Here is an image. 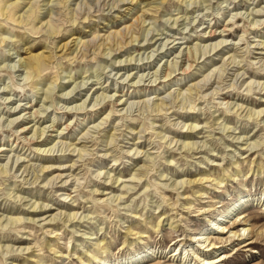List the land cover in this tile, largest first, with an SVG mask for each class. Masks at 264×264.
Wrapping results in <instances>:
<instances>
[{"label":"rangeland","instance_id":"374dc122","mask_svg":"<svg viewBox=\"0 0 264 264\" xmlns=\"http://www.w3.org/2000/svg\"><path fill=\"white\" fill-rule=\"evenodd\" d=\"M2 147L0 264H264V0H0Z\"/></svg>","mask_w":264,"mask_h":264},{"label":"bare ground","instance_id":"6f19581e","mask_svg":"<svg viewBox=\"0 0 264 264\" xmlns=\"http://www.w3.org/2000/svg\"><path fill=\"white\" fill-rule=\"evenodd\" d=\"M31 10V8L27 11V12H29ZM224 30L223 31H227L228 29H227V27H224L223 28ZM207 33V32H206ZM217 35H224V34H222V33H219L218 34V32L216 31V30H210V32H209V34H204V35H202V37L200 36V38H206L207 37V39H210V40H213V39H215V38H217ZM204 42H208V41H204ZM215 42V41H214ZM218 42V44L216 45L215 44V46H213V47H211V49H210V52H211V50L213 51V50H215V49H217L218 48V50L216 51V53L215 54H218V53H221L222 51H223V48H225V47H228V45L229 44H225V45H223V43L225 42V41H223V40H219V41H216V43ZM210 44V43H209ZM213 44V43H212ZM211 44V45H212ZM221 45H223L222 46V48H219V46H221ZM209 50V49H208ZM198 51H204V50H202V48H201V46L200 45H197V46H195V48H192V46L191 47H189V49H188V51H187V53H184V56H185V59L187 60V61H191V62H197V61H199V58H197V54L199 53ZM198 52V53H197ZM204 55H207L208 54V52H204L203 53ZM214 54V55H215ZM210 55H211V53L208 55V57H210ZM187 56V57H186ZM181 58H183V57H181ZM183 61H185V60H183ZM187 64V67H188V65H189V69L188 70H191L192 68V65L193 64H188V63H186ZM172 66V65H171ZM171 66H169V67H171ZM178 66V65H177ZM168 67V68H169ZM172 67H174L175 68V66H172ZM167 68V69H168ZM170 69V68H169ZM186 69V70H187ZM170 70H172V69H170ZM187 70V71H188ZM173 71H175V70H173ZM184 72H186L185 70H183ZM170 71H168L167 70V73H169ZM168 75V74H167ZM170 77L172 76V74H170L169 75ZM168 78V77H167ZM152 83V82H151ZM104 96V95H103ZM107 96V95H106ZM105 97V96H104ZM106 98V97H105ZM109 98V97H108ZM117 104V103H116ZM126 104V102H124L123 101V99H120L119 100V102H118V104H117V106H121V105H125ZM31 106V105H30ZM81 107V106H80ZM161 106H159L158 108L160 109V111H162V109L160 108ZM32 109V108H31ZM125 109V108H124ZM158 109V110H159ZM16 110V109H15ZM17 111V110H16ZM36 112V111H35ZM36 114V113H35ZM21 116V115H20ZM37 116H39L38 114H37ZM31 117H32V115H31ZM17 118V117H16ZM19 118V117H18ZM107 117H105V119H106ZM40 120V119H39ZM28 126V125H27ZM36 126V125H35ZM35 126H33V127H35ZM194 127H196V125L194 126ZM38 128V127H37ZM67 128H69V125H66V127L64 128V129H67ZM46 129V128H45ZM22 131V133H27V132H29V131H34V129H32V128H27V127H23V129H21ZM38 131H40L39 129H38ZM41 131H43V130H41ZM40 131V133L44 136L45 134V131H43V133ZM36 132H37V130H36ZM33 133H35V131L33 132ZM37 133H39V132H37ZM40 134V135H41ZM59 134H62V135H65L62 131L59 133ZM34 135H37V134H33V136ZM42 135H41V137H42ZM28 136V135H27ZM38 136V135H37ZM30 137H32V136H30ZM36 137V136H35ZM35 137H33V138H30L31 139V143H37V144H42V142H46V139H43V140H40V139H35ZM40 140V141H39ZM28 141V140H27ZM47 144V143H46ZM73 145V144H72ZM48 147H46L44 150H42V153H44V152H48L49 153V149L48 150H46ZM0 150H5V148H0ZM6 150H7V148H6ZM38 150V149H37ZM39 150H40V148H39ZM7 172V171H6ZM245 195H243V197H244ZM241 200L240 201H237L236 203H234L232 206H230V207H228L225 211H223V212H221L220 214H219V216H217L216 217V219H215V222H214V224H213V226L211 227L212 229H214V231H217V232H219V233H221V234H223V235H225V234H227V233H231L232 235L229 237L230 238V240L232 239V238H235V239H233L232 241L233 242H235V241H237V240H243L244 239V237H243V235H245V232L246 231H248L249 230V228H247V224H244L245 222H243V224L242 223H235V224H233V228H235V227H237V226H239V225H242L243 227H241L240 229H238V230H228L227 229V226H222V223H221V221L223 220V218L225 219L227 216H229L231 213H234V211L236 212V213H239V209H238V207H239V205L241 204ZM237 210V211H236ZM52 219H55L54 217H52ZM15 221H18V220H15ZM223 222V221H222ZM209 229V228H208ZM204 233H207V232H204ZM249 235V234H248ZM194 238H196V237H194ZM198 238V237H197ZM200 239H202V238H199V240ZM194 240V239H193ZM209 241V237H207L206 238V240L204 241V242H206V241ZM226 240H224V238L222 237V238H220V241L219 242H213V241H210V242H208V245L206 246V247H208V248H210V249H208L207 251H210V250H215V251H217L218 249H221V248H223V247H225V245H223L222 243L223 242H225ZM228 242V241H227ZM232 242V243H233ZM207 243V242H206ZM220 243V245L218 246V244ZM251 243H253V241L252 242H247V243H245V246H249V245H251ZM222 244V245H221ZM144 252H147V250H144V251H141V252H136L134 255H132V256H129V257H123V258H119V259H116L115 261H114V263H118V264H139L140 263V260H143V253ZM149 252V251H148ZM150 252H153V251H150ZM161 256H163V253H164V250L162 249V251H161ZM177 254H179V253H177V251H176V249H174L173 251H171V252H169L167 255H166V257L167 256H169V258H175L176 257V255ZM180 254H181V252H180ZM213 254V253H212ZM224 255H221V254H219L218 256H215V257H209V258H206L205 260H203L204 261V264H219L220 262H222V261H224ZM183 261V260H182ZM105 263L104 264H109V263H111V262H108L107 260H105L104 261Z\"/></svg>","mask_w":264,"mask_h":264},{"label":"clouds","instance_id":"9594fccd","mask_svg":"<svg viewBox=\"0 0 264 264\" xmlns=\"http://www.w3.org/2000/svg\"><path fill=\"white\" fill-rule=\"evenodd\" d=\"M65 111H70L69 109H65ZM203 147H207V145H203ZM103 175L102 173L101 174H98L95 178L96 179H99L100 176ZM161 179H164L163 177ZM219 190V189H218ZM160 206H163V205H160ZM130 207V206H129Z\"/></svg>","mask_w":264,"mask_h":264}]
</instances>
